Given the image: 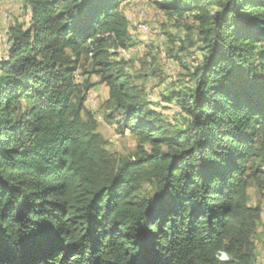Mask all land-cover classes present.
Instances as JSON below:
<instances>
[{"label":"trees","instance_id":"trees-1","mask_svg":"<svg viewBox=\"0 0 264 264\" xmlns=\"http://www.w3.org/2000/svg\"><path fill=\"white\" fill-rule=\"evenodd\" d=\"M24 1L31 23L0 59V264H256L264 0H151L198 26L203 63L162 96L184 128L112 60L133 46L132 0ZM83 60L109 88L105 119L137 138L132 158L98 132Z\"/></svg>","mask_w":264,"mask_h":264},{"label":"rangeland","instance_id":"rangeland-1","mask_svg":"<svg viewBox=\"0 0 264 264\" xmlns=\"http://www.w3.org/2000/svg\"><path fill=\"white\" fill-rule=\"evenodd\" d=\"M121 10L130 21L133 46L117 50L112 60L121 64L131 83L144 91L157 111L178 128H184L185 120L177 107L163 102L162 96L185 89L190 83L189 75L203 63L205 56L197 41L198 26L193 15H174L151 0L129 1ZM30 23L29 6L24 0H0V59L8 54L9 29L17 25L27 28ZM77 82L86 90V108L95 115L98 132L108 140L110 153L118 159L132 158L137 138L130 132L121 134L105 119L109 88L93 73L91 61L83 60ZM249 204L262 208L253 240L257 246L256 264H264V191L255 182L249 189Z\"/></svg>","mask_w":264,"mask_h":264},{"label":"clouds","instance_id":"clouds-1","mask_svg":"<svg viewBox=\"0 0 264 264\" xmlns=\"http://www.w3.org/2000/svg\"><path fill=\"white\" fill-rule=\"evenodd\" d=\"M216 258L219 261L223 262V261L230 260L231 259V256H230V254L227 251L221 249V250L218 251Z\"/></svg>","mask_w":264,"mask_h":264},{"label":"crops","instance_id":"crops-1","mask_svg":"<svg viewBox=\"0 0 264 264\" xmlns=\"http://www.w3.org/2000/svg\"><path fill=\"white\" fill-rule=\"evenodd\" d=\"M30 21H31V8L29 7Z\"/></svg>","mask_w":264,"mask_h":264},{"label":"bare ground","instance_id":"bare-ground-1","mask_svg":"<svg viewBox=\"0 0 264 264\" xmlns=\"http://www.w3.org/2000/svg\"><path fill=\"white\" fill-rule=\"evenodd\" d=\"M143 29H146V27H143ZM149 29V28H148ZM148 32V31H147Z\"/></svg>","mask_w":264,"mask_h":264}]
</instances>
